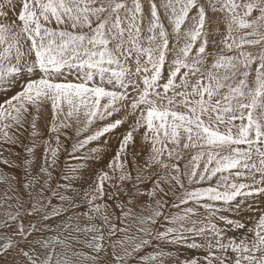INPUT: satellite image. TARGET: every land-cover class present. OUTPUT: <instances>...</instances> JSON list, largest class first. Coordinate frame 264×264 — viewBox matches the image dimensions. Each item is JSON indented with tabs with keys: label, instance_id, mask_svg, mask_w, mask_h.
I'll use <instances>...</instances> for the list:
<instances>
[{
	"label": "snow or ice",
	"instance_id": "6c2138e0",
	"mask_svg": "<svg viewBox=\"0 0 264 264\" xmlns=\"http://www.w3.org/2000/svg\"><path fill=\"white\" fill-rule=\"evenodd\" d=\"M0 164V264H264V0H0Z\"/></svg>",
	"mask_w": 264,
	"mask_h": 264
},
{
	"label": "rangeland",
	"instance_id": "374dc122",
	"mask_svg": "<svg viewBox=\"0 0 264 264\" xmlns=\"http://www.w3.org/2000/svg\"><path fill=\"white\" fill-rule=\"evenodd\" d=\"M144 2H145V5L147 6V0H144ZM157 2H159V0H157ZM116 139H117V136H112L110 138V144L113 145V147L115 145ZM98 143L99 142H94L92 145H89V147H95V146H97ZM113 147H106L104 149V151H106L108 153L109 157H110V155L113 152ZM69 151H71V145L70 144H69ZM71 160H73V159L70 156H68L67 153L63 154L61 156L60 166L64 167V168H67L69 166H76L79 163V161H77V160H73V161H71ZM0 168H1L0 170H3L5 172H7L6 166L0 164ZM10 173H12L14 175H18L19 174V170L18 169H10ZM61 183H64V181H61ZM73 183H75V182H73ZM76 189L80 190L79 188H76ZM56 203H58V201L53 200V204H56ZM257 203H259V202H257ZM51 226L54 227L55 224H52ZM46 233H47V235H49V232H46ZM80 246H83V245H80ZM149 251H151V249H149ZM172 252H173V255L177 254V251H176L175 248H172ZM179 254H181L182 256H188V255H193L195 253L194 252H189L186 249H181ZM73 260L75 261V263L77 262V264H91V261L89 259H85L84 257H73Z\"/></svg>",
	"mask_w": 264,
	"mask_h": 264
},
{
	"label": "bare ground",
	"instance_id": "6f19581e",
	"mask_svg": "<svg viewBox=\"0 0 264 264\" xmlns=\"http://www.w3.org/2000/svg\"><path fill=\"white\" fill-rule=\"evenodd\" d=\"M71 161H73V160H71ZM1 169V168H0ZM6 170H7V172H10V169L8 168V167H6ZM80 183L81 182H75L74 184H76L75 186H77L76 188H79L80 189ZM85 187H86V185H85ZM257 202H259V200L257 201ZM58 222V221H57ZM84 223H87V221H83V220H81V224H84ZM55 227V226H54ZM53 227V228H54ZM44 235H47V233H45ZM49 235H51V236H53V235H55V233H53V232H49ZM47 237V236H46ZM80 245H83V246H86L85 244H83V243H81V244H79V245H75V247H76V249L79 251V248H80ZM58 250H59V248H58ZM75 264H77V262L75 263Z\"/></svg>",
	"mask_w": 264,
	"mask_h": 264
},
{
	"label": "crops",
	"instance_id": "0c3cea01",
	"mask_svg": "<svg viewBox=\"0 0 264 264\" xmlns=\"http://www.w3.org/2000/svg\"><path fill=\"white\" fill-rule=\"evenodd\" d=\"M46 236V235H45ZM51 236V235H50ZM47 237H49V235H47ZM79 251L80 252H83V253H91V250L90 249H88L86 246H80V248H79Z\"/></svg>",
	"mask_w": 264,
	"mask_h": 264
}]
</instances>
